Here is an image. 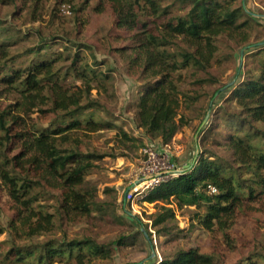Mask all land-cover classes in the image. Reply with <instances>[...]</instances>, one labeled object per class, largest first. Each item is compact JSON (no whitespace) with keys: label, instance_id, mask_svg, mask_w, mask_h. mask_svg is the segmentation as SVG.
<instances>
[{"label":"trees","instance_id":"16d2710c","mask_svg":"<svg viewBox=\"0 0 264 264\" xmlns=\"http://www.w3.org/2000/svg\"><path fill=\"white\" fill-rule=\"evenodd\" d=\"M90 1L55 0L60 5L68 4L79 15L77 18ZM175 1L188 7L180 13L174 8ZM29 2L31 20L36 21L43 5L41 0H21L25 7ZM233 2L96 1L95 12L110 9L115 25L132 33V45L117 50L130 54L126 58L127 74L138 82L133 93V120L149 137L169 143L186 124L180 107L198 96L180 84L184 70L202 68L213 83L216 77L208 66L218 50V40L230 39L243 47L254 43L251 38L260 25L259 16L242 3ZM25 37H36V42L19 50L16 46ZM58 39L71 45L52 51ZM72 46L80 47L81 43L71 40L68 33L43 35L40 29L30 33L17 31L15 37L0 39V87L2 92L15 95L13 102L0 112V189L7 195L11 211L8 229L15 235L0 243V247L8 245L0 264H84L94 258H112L116 244L121 245L126 239L103 242L89 235L69 237L61 229L57 235V221L62 227L64 222L73 224L78 219L108 214L105 204L97 199L96 187L87 180L89 171L96 166V155L83 151L80 133L115 127L109 121L94 119V111L80 117L86 110L103 107L92 93V81L107 73L88 62L78 64L83 58L79 49L73 51ZM257 49L246 53L245 68L239 74L244 73L245 77L238 83L224 84L211 96L214 100L220 91L223 100L216 108L217 102L210 103L214 112L203 130L202 141L215 135L210 144L226 147L228 155H221L204 143L191 168L144 196L148 202L175 201L179 206L202 209L198 213L201 225L208 231L221 232L230 247L235 245L229 229L237 219L258 204L264 210V46ZM62 58L70 61L66 68L58 63ZM19 60L27 65L12 66ZM67 75H73L80 83H64ZM119 132L127 140L142 143L140 137L128 135L122 128ZM111 216L118 217L115 210ZM173 217L172 209L165 208L155 216L153 225H162L157 231L169 235L172 228L166 222ZM38 235L43 238L34 240ZM150 264L225 263L218 253L190 247L165 254ZM233 264H264V248L255 246L248 256Z\"/></svg>","mask_w":264,"mask_h":264},{"label":"rangeland","instance_id":"374dc122","mask_svg":"<svg viewBox=\"0 0 264 264\" xmlns=\"http://www.w3.org/2000/svg\"><path fill=\"white\" fill-rule=\"evenodd\" d=\"M96 1L91 0L88 8L77 18L78 14L74 13L68 4L60 5L55 0H41L43 8L39 11L40 18L33 21L31 20V2L25 7L21 0L7 2L0 0V39L15 37L17 31L30 33L40 29L43 35L51 33L65 35L66 32L71 40L81 43L80 47L72 46L73 51L79 49L80 58H83L78 64L88 62L95 69L107 73L105 77L92 81L95 87L92 93L101 101L103 107L100 110H86L80 117L83 118L86 113L94 111V119L109 121L114 123L115 127L80 133V137L83 151H92L96 155L94 159L96 166L89 171L87 180L91 186L96 187L97 199L105 204L108 214L92 219H78L73 224L64 222L62 227L57 221V235H60L59 229H61L65 230L69 237L89 235L103 242L126 237L121 245L116 244L117 249L113 252L112 258H94L84 264H133L148 259L154 249L155 255L142 263L150 264L160 260L165 254H172L178 249L190 247L204 253H218L225 264H233L248 256L255 246L264 248V210L259 204L254 206V209L247 210L229 229L235 245L230 247L225 243L221 232L208 231L201 225L198 213L202 209L199 210L194 205L179 206L175 201L167 203L160 200L148 202L140 196L133 200L127 198L137 180L143 176L144 146L148 142L156 146L162 143L160 139L151 138L145 134L133 120V93L138 82L127 74L126 58L130 54H123L117 50L119 47L132 45V33L115 25L114 15L110 9L100 13L95 12L93 6ZM172 1L163 0L166 4ZM175 2L174 8L180 13L188 7V4L184 2ZM233 3L234 5L242 3L247 10L264 15V0H234ZM259 18L260 25L256 26L251 38L254 43L264 40V17L259 16ZM5 27L11 29L3 30ZM57 41L52 51L62 50V45H71L70 42H63V39ZM35 42L36 37H25L16 47L23 50L34 45ZM180 43L188 47L184 42L180 41ZM217 45L218 50L208 66L209 71L216 77L213 83L207 80L209 76L201 70L202 68L190 67L182 72L183 79L180 84L193 95L198 96L197 99L188 103L189 105H181L179 112L185 115L186 124L180 127L168 143L170 146L168 159L176 169L182 171L184 168L192 167L198 153L204 148V143H209L206 147L212 148L219 154L228 155L229 151L226 147L217 148L210 144L216 139L215 135L202 141L203 130L208 127L206 125L209 117H212L214 112L210 110L212 106L210 103L217 102L216 108L223 100L219 97V93L215 94L214 100H211V96L224 84L241 81L245 77L244 73L240 76L239 74L241 70L244 71L246 53L250 54L258 50L257 48L249 49L248 52L245 50V54L241 56L243 46L226 38L218 40ZM69 62L63 58L58 61L65 68ZM25 65H27L26 62L19 60L12 66ZM64 83L71 85L80 82L73 75H67ZM14 97V94L2 92L0 87V112L13 102ZM6 119L9 121V116H6ZM48 120L49 118L43 122L46 124ZM121 128L128 135L140 137L142 143L125 139L119 132ZM1 132L0 128V134ZM109 188L113 190L109 191ZM147 194L144 192L141 195ZM169 207L174 212V217L166 222L172 228L171 234L166 235L163 231L160 233L157 231L162 225H153V220L157 214L163 213L165 208ZM113 210L118 217L111 216ZM126 210L131 214L126 215ZM10 215L6 192L0 189V229H4V232H0V243L15 237L8 229ZM147 229L151 232V236ZM41 238L43 235L33 237L34 240ZM17 241L21 242L22 239L17 238ZM7 246L6 244L0 247V263ZM54 264L66 263L55 262ZM69 264L78 263L72 261Z\"/></svg>","mask_w":264,"mask_h":264},{"label":"built area","instance_id":"2783aa9c","mask_svg":"<svg viewBox=\"0 0 264 264\" xmlns=\"http://www.w3.org/2000/svg\"><path fill=\"white\" fill-rule=\"evenodd\" d=\"M163 144L164 143L156 146L148 142L144 146V158L142 159L143 176L140 177L137 180L138 182L133 186L132 192L127 196L128 199L133 200L134 198L144 197L145 195H141L144 192L149 193L155 186L185 172V168L183 171L176 169L173 163L169 161L170 146L168 143Z\"/></svg>","mask_w":264,"mask_h":264},{"label":"water","instance_id":"95a60500","mask_svg":"<svg viewBox=\"0 0 264 264\" xmlns=\"http://www.w3.org/2000/svg\"><path fill=\"white\" fill-rule=\"evenodd\" d=\"M245 8H246V7H245ZM250 12H251V11H250ZM251 13L254 14V15H256V16H262V17H264V15H261V14H256V13H254V12H251ZM263 46H264V40L259 41V42H256V43L248 44V45H246V46L243 47V49H242V51H241V56H243V55L245 54V50L247 51V50H249V49H254V48H257V47H263ZM231 84H233V81H231L230 83H228L227 86H229V85H231ZM227 86H225V87L222 88L221 90L225 89ZM218 93H220V91H218L216 94H218ZM186 166H187V165H186ZM124 201H125V203H126V197L124 198ZM126 211H127V213L131 214L130 211H128V210H126ZM144 231H145V230H144ZM145 234L147 235L146 232H145ZM153 255H155V251H154V249H153L151 255L148 257V259H146V260H142V261H140V262L133 263V264H142L143 262H145V261H147V260H150V259L153 257Z\"/></svg>","mask_w":264,"mask_h":264}]
</instances>
